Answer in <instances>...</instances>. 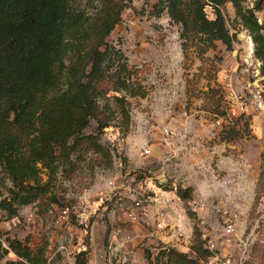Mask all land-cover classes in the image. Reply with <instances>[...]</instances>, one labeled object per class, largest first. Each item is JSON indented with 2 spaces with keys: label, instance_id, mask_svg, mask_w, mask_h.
I'll return each mask as SVG.
<instances>
[{
  "label": "rangeland",
  "instance_id": "374dc122",
  "mask_svg": "<svg viewBox=\"0 0 264 264\" xmlns=\"http://www.w3.org/2000/svg\"><path fill=\"white\" fill-rule=\"evenodd\" d=\"M157 1L131 0L107 38L123 50L147 91L129 98V125L117 115L100 133V142L112 151L111 165L90 150L74 171L59 172L56 203L41 198L13 218L0 208L5 247L7 238H15L35 252L44 249V264H69L58 250L62 244L76 257L88 251L92 264H170L169 248L195 257L192 246L201 229L222 246L232 240L237 255L247 242L244 264H264V75L250 32L228 2L233 49L217 41L203 51L196 42L185 52L181 26L166 11L153 13ZM80 3L88 11L95 8L87 0ZM246 5L254 8L256 0ZM206 9L213 19V9ZM256 14L264 23V2ZM218 104L225 115L218 116ZM97 128L92 120L85 133H98ZM41 176L48 180L46 169ZM166 183L192 189L182 218L183 227L193 230L191 238L175 234L165 242L147 216L150 188ZM8 195L4 190L0 201ZM230 220L236 230L228 235ZM17 259L9 249L3 262Z\"/></svg>",
  "mask_w": 264,
  "mask_h": 264
},
{
  "label": "trees",
  "instance_id": "16d2710c",
  "mask_svg": "<svg viewBox=\"0 0 264 264\" xmlns=\"http://www.w3.org/2000/svg\"><path fill=\"white\" fill-rule=\"evenodd\" d=\"M248 0H158L153 13L165 11L181 26L182 47L187 52L196 42L203 51L220 41L229 50L236 38L227 26L226 4L231 2L236 17L250 32L254 55L264 75V23L256 6ZM0 0V208L9 218L18 216L22 206L48 197L57 202L54 187L59 172L74 171L76 161L93 150L108 159L112 151L100 142V133L120 115L131 120L129 98L146 96L147 91L128 64L121 48L107 38L122 21L131 0ZM213 9L214 18L207 13ZM218 116L225 111L217 105ZM95 120L98 133L85 130ZM226 138V137H223ZM46 169L48 180L42 181ZM165 187L172 188L171 183ZM192 189L177 187L184 200ZM203 230L198 229L188 253L169 248L170 264H202L212 254L206 248ZM205 233V232H204ZM0 239V264H44L45 250L35 252L28 243ZM9 249L17 260L3 262ZM88 251L76 264H89ZM246 262V261H245Z\"/></svg>",
  "mask_w": 264,
  "mask_h": 264
},
{
  "label": "built area",
  "instance_id": "2783aa9c",
  "mask_svg": "<svg viewBox=\"0 0 264 264\" xmlns=\"http://www.w3.org/2000/svg\"><path fill=\"white\" fill-rule=\"evenodd\" d=\"M167 134L170 135L172 131L166 130ZM145 152L149 153L150 150L146 149ZM150 188V187H149ZM152 192L148 196L149 207H152L154 223L156 230L160 233V238L165 242H170L165 239V236H174L177 234L179 237L191 238L193 234L192 228L188 226L183 227V216L185 215L184 202L181 196L177 193V187L168 189L167 187H152ZM136 209H140L143 205L140 201H135ZM145 208V207H143ZM146 211L148 208H145ZM67 214V210L64 211ZM132 215V214H131ZM235 225L232 220L228 221L225 232L231 235L235 232ZM171 233L168 235L165 233ZM203 238L206 240V248L211 251L207 261H201L202 264H244L247 254V242H244V247L241 253L237 255L236 249L232 240H228L223 246L213 237H209L207 234H203ZM250 238V237H249ZM248 238V239H249ZM243 242V239H241ZM59 252L66 255L69 260V264H76V253L69 250V248L62 244L59 247ZM112 262V261H111ZM109 264H112V263ZM108 264V263H107Z\"/></svg>",
  "mask_w": 264,
  "mask_h": 264
},
{
  "label": "crops",
  "instance_id": "0c3cea01",
  "mask_svg": "<svg viewBox=\"0 0 264 264\" xmlns=\"http://www.w3.org/2000/svg\"><path fill=\"white\" fill-rule=\"evenodd\" d=\"M137 189H139V188L137 187ZM131 196H132V195H131ZM147 213H148V214H147L148 217H151V218L154 219V217H153L152 207H148ZM165 239H166L167 241H173V240H174V237H173V236H168V237L165 236ZM178 245H180L181 247H184V246H183L182 244H180V243H178ZM127 246H128L129 248H132L129 242L127 243ZM89 264H92V263L89 262Z\"/></svg>",
  "mask_w": 264,
  "mask_h": 264
}]
</instances>
